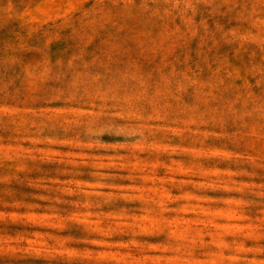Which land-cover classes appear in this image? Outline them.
Segmentation results:
<instances>
[{"label":"rangeland","instance_id":"obj_1","mask_svg":"<svg viewBox=\"0 0 264 264\" xmlns=\"http://www.w3.org/2000/svg\"><path fill=\"white\" fill-rule=\"evenodd\" d=\"M0 264H264V0H0Z\"/></svg>","mask_w":264,"mask_h":264}]
</instances>
